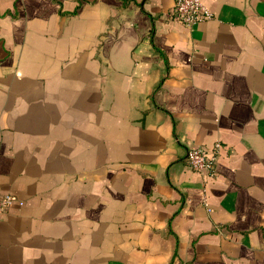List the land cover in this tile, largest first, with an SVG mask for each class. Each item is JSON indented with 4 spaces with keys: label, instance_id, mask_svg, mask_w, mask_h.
Wrapping results in <instances>:
<instances>
[{
    "label": "crops",
    "instance_id": "0c3cea01",
    "mask_svg": "<svg viewBox=\"0 0 264 264\" xmlns=\"http://www.w3.org/2000/svg\"><path fill=\"white\" fill-rule=\"evenodd\" d=\"M201 1L0 0V264H264V0Z\"/></svg>",
    "mask_w": 264,
    "mask_h": 264
},
{
    "label": "built area",
    "instance_id": "2783aa9c",
    "mask_svg": "<svg viewBox=\"0 0 264 264\" xmlns=\"http://www.w3.org/2000/svg\"><path fill=\"white\" fill-rule=\"evenodd\" d=\"M173 3L174 12L184 25L189 26L198 20L212 17V11L201 0H173ZM220 147L221 143L218 140L213 141L208 150L197 145H187L186 161L193 170L210 176L213 174ZM13 198L9 193H0V215Z\"/></svg>",
    "mask_w": 264,
    "mask_h": 264
}]
</instances>
